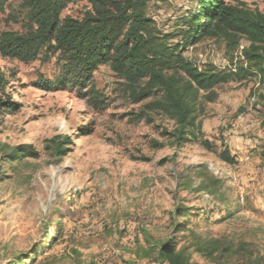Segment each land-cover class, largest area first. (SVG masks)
<instances>
[{
  "label": "rangeland",
  "instance_id": "1",
  "mask_svg": "<svg viewBox=\"0 0 264 264\" xmlns=\"http://www.w3.org/2000/svg\"><path fill=\"white\" fill-rule=\"evenodd\" d=\"M224 1L264 14V0ZM197 3L152 0L147 16L171 44H185L183 21ZM91 10L72 0L62 19ZM30 14L31 0H5L0 42L26 34ZM238 42L204 39L185 57L229 72L240 46L250 47ZM62 72L58 56L22 62L0 52V264H160L158 247L170 238L195 264H264V74L252 69L217 87L211 102L202 95L200 138L177 148L175 123L146 111L150 100L134 104L109 66L89 85L101 106L89 88L47 87ZM54 138L67 142L65 155ZM224 148L235 165L220 159ZM206 177L220 183L217 196ZM211 244L208 257L200 248Z\"/></svg>",
  "mask_w": 264,
  "mask_h": 264
},
{
  "label": "trees",
  "instance_id": "2",
  "mask_svg": "<svg viewBox=\"0 0 264 264\" xmlns=\"http://www.w3.org/2000/svg\"><path fill=\"white\" fill-rule=\"evenodd\" d=\"M72 0H31V28L23 35H5L0 42L3 56L30 62L58 56L63 72L58 83L47 87L89 88L93 74L101 66H109L122 81L134 104L150 100L145 110L160 113L175 123L169 135L174 145L182 148L198 141L201 134L199 101L214 100L215 89L235 80H243L252 69L264 74V14L251 13L229 6L224 0H198L195 14L185 19V44H171L174 36L161 34L154 20L147 16L152 0H85L92 10L82 20L62 19V13ZM5 0H0V8ZM245 38L243 55L247 67L237 73L219 71L214 66L199 69L185 57L187 46L204 39H224L233 46ZM89 100L103 105L104 99L93 87L87 90ZM2 103H0L1 105ZM12 110L17 104H6ZM56 154L65 155L67 142L54 138ZM203 146L212 150L208 140ZM220 159L235 165L228 148ZM220 183L206 177V188L217 196ZM222 204L227 203L224 198ZM232 214L229 213V216ZM200 251L211 257L215 244ZM160 264H195L185 248L168 239L157 250Z\"/></svg>",
  "mask_w": 264,
  "mask_h": 264
},
{
  "label": "built area",
  "instance_id": "3",
  "mask_svg": "<svg viewBox=\"0 0 264 264\" xmlns=\"http://www.w3.org/2000/svg\"><path fill=\"white\" fill-rule=\"evenodd\" d=\"M244 48H245L244 45L240 46L239 52L235 55L232 63L229 64V66H228L229 72L237 73L239 64L240 63H244L245 64V58H244V55H243Z\"/></svg>",
  "mask_w": 264,
  "mask_h": 264
}]
</instances>
